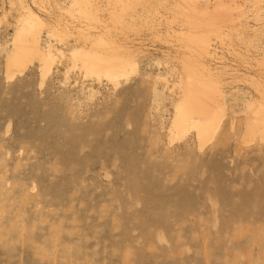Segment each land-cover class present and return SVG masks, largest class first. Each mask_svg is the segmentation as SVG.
<instances>
[{
    "label": "rangeland",
    "instance_id": "1",
    "mask_svg": "<svg viewBox=\"0 0 264 264\" xmlns=\"http://www.w3.org/2000/svg\"><path fill=\"white\" fill-rule=\"evenodd\" d=\"M0 264H264V0H0Z\"/></svg>",
    "mask_w": 264,
    "mask_h": 264
},
{
    "label": "bare ground",
    "instance_id": "2",
    "mask_svg": "<svg viewBox=\"0 0 264 264\" xmlns=\"http://www.w3.org/2000/svg\"><path fill=\"white\" fill-rule=\"evenodd\" d=\"M88 53H91L92 56H90V58H88L85 63L92 73L99 74V73L105 72L107 75L112 76L119 72L118 69L120 68L119 66H121L119 64L120 62H118L119 60L113 61L106 57H102L98 55L97 53H93V52H88ZM195 104H196L195 97L190 95L185 105L187 111L180 114V118H179L180 126L186 125L187 120L191 118L190 117V113L192 111L191 109L195 107Z\"/></svg>",
    "mask_w": 264,
    "mask_h": 264
}]
</instances>
